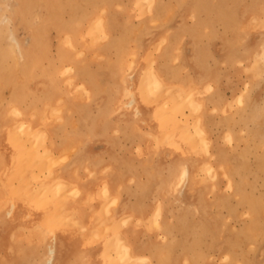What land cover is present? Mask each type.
Listing matches in <instances>:
<instances>
[{"label":"rangeland","instance_id":"obj_1","mask_svg":"<svg viewBox=\"0 0 264 264\" xmlns=\"http://www.w3.org/2000/svg\"><path fill=\"white\" fill-rule=\"evenodd\" d=\"M38 1L40 2V0H38ZM76 1L78 2V4L81 7V2L83 0H79V1L76 0ZM201 1L202 0H192V1L191 0H158V2L161 3V7H162V10H160L161 12L165 11L164 8L167 9V7H170V9L166 10V12L161 17V19L158 20L159 22L151 21L148 24L149 33L144 36V42H146V43L149 42L148 43V45H150L149 46V55H150L151 59L154 60L156 58V60H157L158 54L161 51L160 49H163V45H165V44H162V40L160 38H158V34L161 32V30H163V29L166 30V29H168V27L173 26V24H176L177 21L180 19L181 14L183 13L182 10H186L187 13L185 15H182L184 17L185 21L182 20V22L184 24H188V25L190 24L191 26L190 25L185 26L186 31L183 34H181V36H179V42L176 44L175 48L177 49L178 53H183V52L186 53L185 51L189 52L186 57H190V58L195 55L194 53L201 54V52L204 49L205 54L203 52V54H201V55L206 60H208V64L211 63L209 65V67H210L209 73L211 74L210 78L213 76L212 77L213 80L210 81V84H211L210 88L205 89V90H204V88H199V89L195 88L194 91H193V88L192 89L189 88L188 90L186 89L185 90L186 92H184L185 93V97H184L185 101L184 100L182 101L181 98L184 95H180L179 92L176 93L178 90L176 86H174V85H171V87L166 86L165 87L166 90H167V87H168V90H171V89H173V90H171V91L167 90V92H166V90L164 88H162V89L158 90V92H156L157 94L155 93L154 95L148 96V98L146 99L147 102H145V100H143L141 102V105H142L141 109H143V110L140 109L142 111V113L139 114L138 113L139 111L137 112L136 109H134L135 110L134 111L130 107L125 108V109H118L117 111H116V109H114L113 111H110V110L107 111L106 109H104V107H103L105 105L104 103L107 101V98H105V97H110L111 92H110L109 87H105V86H107L106 82L104 81L105 82V84H104V82H102L103 79H101L102 80L101 84L105 88L102 91H99L96 95L97 96V99H96L97 105L95 107L88 108V110H89L88 116L90 118L87 121L85 120V123L87 122V124H89L88 127L85 125L83 126V124H82L83 123V121H82V119H83L82 114L83 113L82 112H78L75 110L71 111L69 116L67 118H65L66 119L65 131H66V134L70 140L69 142H67L68 141L67 140L66 141L67 143H65V145H67L66 149H65L67 154L65 153V151L62 153V151L59 152L57 150L58 151L57 152L56 149L53 150L54 153L56 152L54 154V156L56 155L54 163L55 164L57 163V164L55 165L53 163V165H55V166H53V165L50 166V169L53 167L51 169V171L48 167H45L44 169H42V170H44L42 172L41 169H39V168L37 169L31 165L30 168H28L29 170H28L27 174H29V176L27 175L28 176L27 178L25 176L24 178L21 179V175L19 176L17 174L16 179H15V177H14L15 173L12 172V169H11V172H10V170L9 171L7 170V175H3V173L6 171V168L3 164V161H5V162H7V164H9L10 154L0 144V158H1V155L3 157V158H1L2 161H0L1 166H2V167H0L1 168L0 169V171H1L0 182L2 183V181H4V183H2V184L0 183L1 184L0 189L2 188L1 190L3 193V195H2L3 199L2 200H4V202L2 201L3 203L0 204V205H2V206H0V212L3 213L2 211H4L5 208H7L6 206H9V204L11 202H15V204H16V208L13 212V215H11L10 219L7 218L8 223H12L9 221H13L15 219V214L17 213V211L20 208V206H19L20 203H22L24 205V206L22 205V209L23 210L25 209V205H26L25 203H27L26 199H27V195H29V191L33 190V192H35L36 190L39 189L38 188L39 182H37L38 179L36 181V178L35 177L33 178L32 174H31L32 171L37 175L39 174V177H41L42 179L46 178V180L53 181V179H54L53 177L62 172L63 163H65V161L70 160L68 150H73V151L77 150V149H75V148H78L77 143H78L79 148H81L85 145L105 144L104 141L99 142V140H101L104 137V135L109 134L110 127H108V126H110L111 119H116V118L125 119L128 116L126 119L129 118V120H131V122H133V124L135 126V129H134L135 132L134 133L142 132V130L138 131L139 128L142 129L140 126V125H142L147 129L146 131H144V133L147 134L149 136V138L154 142L155 149L156 148L158 149L161 146L159 149L171 151L173 154H176V156L173 157V154L168 152L169 155H167L163 159V166L160 168L159 172L157 169L154 170L153 169L154 164L150 163L151 167L149 166V169L143 168V171L141 173V175L143 174L142 178H144V175H146L148 177L147 179L144 178V179H146L147 182L152 180V182L150 181V183L152 184L155 181H159L160 186H161V189H160L161 190L160 201L162 203L161 211L159 209L160 205L156 206V209L154 211L155 214H153L154 216H152V218H151L152 223L150 222L151 224H149V221L147 223H145L147 225V229L150 232H152L153 231L152 229H154V234L162 246L161 251L159 252V256L162 258L161 264H190V263L191 264H241V262H242V264H264V255H263L264 254V230H263L264 229L263 228L264 227V111L261 110V109H263V105H264L263 104V102H264V67H263L264 66V59H263V57H264V21H263L264 20V0H226L224 6L222 5L221 7H215V9H213V11H210L212 13L211 16H214L215 18H216V16H218L220 14L219 19L217 18L215 20L214 24H212L211 26L209 25L210 23L209 24L207 23V25H206V23H202L203 21H206V20L209 21V19H208L209 15L205 11V9L200 10L197 7H192L193 11H190L188 13L191 6H195V5L198 6L199 2H201ZM203 1L204 2L207 1L210 4H213V2H214V5H215L219 1H220L219 3H221V1H223V0H203ZM31 2H34V0H31ZM39 2L34 3V9L39 10ZM84 2L86 3V1L84 0L82 2L83 6L85 4ZM123 2L126 5L128 4L129 6H131L132 12L129 15H132V16H130V18L132 20H130L128 14H124L126 12L122 11L123 13L121 12L120 15L123 18L126 15V17H125L126 22L131 26L138 25L143 20H146L148 16L152 15V11L147 9L148 8L147 6L149 5L150 2H147L148 4L145 2L143 3V5H144L143 10H144V12L146 11L145 13L143 12V10L139 11V9H138L139 4L134 6V4L131 3L133 1H131V0H122V4H124ZM164 2L165 3L169 2V4L168 3L163 4ZM179 2H181V3H179ZM86 4L84 7L82 6L81 8L84 9V11H85V9H87L88 11L91 10L92 9L91 5L90 4L86 5ZM154 4H155V1H154ZM253 6H254V8H252ZM69 7H71V6H69ZM87 7H89V8H87ZM186 7H188V9H186ZM73 8H68L65 11L64 17L68 21H71L72 18H74L73 16L75 15L74 12L76 11L75 10L76 8H74V11H73ZM145 9H147V10H145ZM224 9H225V11H226V9L228 10L227 11L228 14L224 12ZM232 9H234V10H232ZM251 9H253V10H251ZM151 10H154V9L152 8ZM72 11H73V13H72ZM171 12H173V13L171 14ZM71 14L73 16H71ZM195 14L196 15L199 14L198 19L201 17V20L199 21L198 24H194L195 21H197V16ZM168 17H170V18H168ZM222 17L224 20L225 19L228 21L231 20L230 21L231 23H229V25L223 23L224 21L222 20ZM155 21H157V20H155ZM31 24L36 25L35 22L34 23L31 22ZM209 26H210V29H209ZM27 27H28V25L26 23H24V22L22 23L19 21H17V23L14 25V33L19 38V41L21 43H24V44L28 43L29 28H27ZM190 27H192V28H190ZM191 29L192 30L197 29V30L194 31V33L192 34V33H189V31H188ZM111 33H110V35L113 36L114 33H116V32H114V30H113V32L111 31ZM195 33L197 34V36L195 35ZM190 35L195 36V38L197 37V39H198L197 43L192 44V41H190L191 39H189ZM48 36H49V55L54 60L56 55H58L57 46H59V38H60L58 28L52 29V27H51L49 29ZM86 38H87V36H86ZM107 38H104L101 41L103 42V40H104V44L107 43L106 46L108 47L111 39L108 38L109 39V41H108ZM150 38H152V39H150ZM160 43H161V45L158 46V44H160ZM200 45H201L202 49H201ZM205 45H208V46H205ZM5 49H6V47L4 44L3 47L2 46L0 47V50H1L0 54L4 53ZM205 50H207V51H205ZM84 51H85V55H88L89 57H92L95 59L97 58V61L103 60L102 58L105 59L108 55H109L108 57L114 58V55H115V48H112V49L110 48L109 53L106 55H103V54H101V55L96 54L95 55L94 51H87L86 49H84ZM209 51H210V53H209ZM206 54H208V56ZM189 55H191V56H189ZM256 55L257 56L259 55V57H257ZM126 58L128 60L130 59L131 61H134L133 55L132 56L131 55L126 56ZM233 58H235V59H233ZM101 62H103V61H101ZM8 63H9L8 64L9 67L13 66L12 57H11V59H10V57H8ZM10 64H12V65L10 66ZM135 64H136V62L134 63V65ZM259 64H262V65H259ZM93 65H96V63L92 61L90 66L94 67ZM72 67L73 66L71 64L66 63L65 69L67 71L66 72L67 76L69 75V77L71 76L72 72L74 71L72 69ZM259 68H261V69L259 70ZM129 70L126 69V72H125L126 75L127 74L128 75L133 74L132 69H129ZM65 82H66L65 86L69 89V92H71L76 97L75 99L77 101L86 102L89 100L86 93L80 92L81 93L80 94L78 92L80 87L77 83H75L76 81L72 79V76L69 79L65 80ZM249 82H250V84H249ZM74 84H75V86H74ZM9 86L10 85H7V87L0 89L1 100H5V101L8 100V98L10 96ZM73 86L75 88H73ZM173 86L176 88H174ZM77 93L80 95H78ZM172 93H174L176 96L175 95L173 96ZM190 93L193 94V97H192V95L189 96L190 98L188 100V99H186V97H188L187 95H190ZM158 95H160V96L156 97ZM117 96H118V92H117ZM204 96H206V98ZM172 97L174 99H172ZM195 98L198 100V101H196V103H198V102L201 103L200 106L194 102ZM175 99L177 102L175 101ZM192 99L194 101H192V103L189 102ZM214 99H216V100H214ZM178 101H180V102H178ZM157 102H158V104H157ZM172 102L173 103L175 102L178 105V109H177V107H175L176 104L174 103L175 104V106H174V104ZM193 102L195 103V105H192V104H194ZM180 103H181V105H180ZM166 106L168 109L166 108ZM172 106L174 108H176L178 111L176 109L174 111V108ZM195 106H198L199 108L195 107ZM147 107L152 108L151 113L153 112V114H150L148 116V119H149L148 121H141V120L139 121L138 119L140 117H142V114H143L144 110H147ZM161 107L163 109H161ZM170 107H172V112L169 111ZM196 109H197V111H196ZM130 111H131V114L129 113ZM165 111H167V112H165ZM189 111H191V112H189ZM163 112H165V113H163ZM242 112H244V113H242ZM35 113H37V111ZM39 114L41 116V113H39V112L37 113V116ZM66 114H68V112ZM77 114H78V116H77ZM55 115L53 116L55 118V120H58L57 122H62L61 118L59 117V114L56 116ZM205 115H206V117H205ZM137 117H139V118L136 119ZM69 118H70V121H69ZM134 118H135V120H134ZM161 119L163 120V123H161ZM174 121L178 124L175 125ZM196 121H198V122H196ZM257 121H259V122H257ZM179 122H181L180 123L181 125L179 124ZM42 123L43 122H41L40 124H42ZM183 123H184V125H183ZM197 123H199L198 126H197ZM167 125L169 127L174 126V129H171L173 134L170 131H168L169 127ZM199 125H201V127H204V129L207 131V132L206 131L204 132L205 134H203L201 132ZM149 126H150V128H149ZM188 126H190V127H188ZM68 127H69V129H68ZM164 128H167L168 132L166 131V129L163 130ZM183 128H184V130H182ZM192 128H194V129H192ZM249 128H251V129H249ZM118 131H115V132L118 134L122 133L121 130L119 132ZM73 132H75L76 135H74L75 133H73ZM96 132L98 134H95ZM184 132H186V133L183 134ZM189 132L191 135L189 138L191 139V137L193 136L192 137V139H194L193 142L186 139L189 136L187 134ZM71 133H73L72 136L70 135ZM81 133L84 135H82ZM170 134H172V135H170ZM195 134H196V136H195ZM177 135H178V137H177ZM181 135H183V136H181ZM76 136H78V138ZM153 136H155V138L159 137L157 139L158 143L156 142L157 141L156 139L154 140ZM166 136H167V139L165 141L167 143L162 141V140H164V138H166ZM171 136H172V139H171ZM199 136H200V138H198ZM79 137H81V139H79ZM83 137H84V139H83ZM175 137H176V139H175ZM168 138L173 142L168 140ZM179 138H180V140H179ZM201 138H202V140H201ZM228 138L229 139L231 138L233 141L231 139L228 140ZM73 139H75V140H73ZM159 140H161L164 143H160ZM176 140H178V141H176ZM197 140H198V144L196 143ZM203 140H206V141H204V143L202 144L201 142ZM50 141H51V137H49V141L47 140L46 144H48ZM170 142H171V144H170ZM81 143H83L82 146H81ZM173 144H174V146H171ZM192 144H193V146H192ZM195 144H197V145H195ZM194 145H195V147H194ZM196 146H197V149L195 150ZM198 146H200V147H198ZM193 147H194V149H193ZM136 148L139 150L141 149V147H139V145H137ZM174 148L176 150H174ZM202 148L203 149L206 148V151L208 152L206 155H205V152H206L205 149L202 150ZM175 151H178V152H175ZM203 151H205V152H203ZM218 151H219V153L221 151H222L221 153H225V162L224 163L217 161L218 157H219L217 154ZM178 154L179 155L181 154L182 157L178 156ZM61 155H65V160L60 158ZM204 155H205V157H204ZM186 156H187V159H186ZM190 157H192V159ZM200 157H202V158H200ZM204 158H206V159L203 160ZM182 159L183 160L186 159V161H188V162L191 161V162H189V165H190L189 173H188L189 175L187 178H185L186 180L185 179L182 180L181 176L178 174V166L180 165ZM98 160L99 161L102 160L104 162L107 159H98ZM59 161H61V162H59ZM191 164H193V165H191ZM206 164L209 166H205ZM210 164L213 165L212 169H209L211 167ZM229 164H230V166H229ZM238 165H240V166H238ZM192 166H194V167H192ZM203 166H204V168H203ZM32 167H33V170H31ZM232 168H235V169H232ZM26 169H27V167H26ZM54 169L56 170V172ZM229 169H230V172H231V169H232V171L234 170L235 172L234 173L231 172L232 173L231 174L229 172ZM3 170H4V172H3ZM107 170L108 171L110 170L108 165H106V167L103 168L101 171V176L104 179L103 183H105L106 177H107V175H109L108 174L109 172ZM165 170H168V171L170 170L172 172L171 176H170L171 172L170 171L167 172ZM209 170H211L210 174L208 173ZM87 171H89V173L87 172L88 176H91V175H92L91 177L96 176L95 170L90 171L88 169ZM103 172L106 175L104 174V176H103V174H102ZM162 172H163V175H162ZM174 172L176 173V176H175ZM191 172H192L193 176H191ZM165 173H166V175L168 174L170 176V178H167L168 175L166 176ZM155 175H157V176H155ZM159 175L160 176L162 175V176L160 177ZM212 175H213V177L211 179ZM136 176L137 175H135V178H136ZM138 176H139V174H138ZM190 176L195 178V181ZM201 177L202 178L204 177L205 179L204 178L201 179ZM237 177H239V178H237ZM12 178L17 180V181L19 178V182L14 185V183L17 181L13 180ZM135 178H132L131 180L134 181ZM165 178H167V179H165ZM172 178H173V180H172ZM29 179L30 180L33 179V181H30V183H29ZM148 179H150V180H148ZM168 179L171 181L169 182ZM24 180H26V182L28 181L27 184L28 183L29 184L28 185L25 184ZM166 180L169 183H167ZM231 180H232V182H231ZM35 181H36V183H35ZM21 182H23V183H21ZM163 182H164V184H163ZM233 182L235 183L236 186H237V184L239 185V186H237V190H236V186H234ZM19 183H21L23 185L25 184L26 187L27 186L30 187V185H31V189L27 188L25 190V185L23 186V185H20ZM69 183L71 184V182H69ZM202 183H204V184L206 183V184L204 185ZM231 183H232V185H231ZM18 184L20 185V187L23 186L22 188H24V189L23 190H21L22 188L18 189L19 188ZM70 184H69V186H70ZM162 184H163V186H162ZM103 186H104V184H103ZM9 187L10 188L13 187V189H15L14 191H16V189H18V190L16 193H13L14 191H11L12 188L10 189ZM104 187H103L104 190L102 189V193L107 192ZM165 187H167V188L165 189ZM73 188H74L73 186H70L69 190H68L69 194L72 193L71 197H74L73 196V193H74ZM28 189H30V190L27 191ZM18 192L19 193L22 192L21 194H23V196L20 194V195H18L20 197H18L16 195V194H18ZM64 192H65V190H64ZM64 192H62L60 194H56V192L49 193L48 199L50 201L46 202V203H48V205H46V203H45L46 206L42 205L41 208L34 209V211L32 210L29 213H27V215H25V219L31 218L32 222L35 220V219H33V216H34L33 214L38 215V218L36 217L37 219L33 222V233L36 235V239H34V240L37 242L36 245L38 246L36 248V252H37V250H38V253H40L41 250L43 252V250L45 248L44 246L46 244L50 243L51 239L54 237V241H55L54 243H55L56 255H57L56 259L58 261L60 259V262L62 264H65V261H64L65 251L62 248V246L57 245V244H59L58 243L59 239L57 237V234L59 232L64 231V229H65L64 222L68 217L69 218L67 220H72V222L74 220L76 221V219L74 217H72L73 216L72 214H65L62 216V215L58 214V212H57V211H61V209L65 208V202L64 203L62 202L64 197H65ZM63 193H64V197H63ZM51 194H53V195H51ZM58 197L63 198L60 200H62L61 205L64 208H61L60 202H59V205H58V202H56L59 200ZM57 198H58V200H55ZM23 200H25V201H23ZM106 204H109L108 207H107V205H104V208L106 206V210H104V208H103L102 211L99 210L97 213L93 214V216H95L97 219H100L102 217L103 211L105 213L107 211L108 213H106V214L108 216H110V217H108L109 220L111 218H113V215L111 214V210H110L111 202L106 203ZM48 206H50V208ZM54 206H57L58 208L54 207ZM225 206H227V207L225 208ZM42 207H46V211H48L49 213L54 211L53 213H56L55 215H52L54 217H56V215L58 214L57 217L55 218L56 223L58 222L57 226L55 225L56 224L54 222L55 220H51V222L46 223L48 225L42 224L44 228L41 227L40 224H41V222L44 221V213H43ZM56 208H57V210L55 211ZM192 209H194V210H192ZM208 209H209V212L211 211L210 213L208 212ZM40 215H41V217H40ZM164 216L165 217L167 216L165 221L163 220ZM173 216H174V218H173ZM181 216H183V217H181ZM65 217H67V218L65 219ZM154 217H156V218H154ZM206 217H208V218H206ZM161 218L163 221L161 220ZM157 219H160V220L157 221ZM59 220L60 221L62 220L63 223L60 222ZM123 220H125L126 222L125 223H123L124 221L123 222L121 221L122 223L121 222L118 223L115 221H109L108 222L106 219H100L99 222L97 223L96 230H97L98 234L96 231L95 232H96L97 236L99 235V233L102 234V236H103V238L100 237V240H102L101 241L102 242V253L99 256L100 257V264H105V262H106V264H112L113 259L112 260L109 259L110 257L111 258L114 257L113 264H115V263L118 264L119 262H120L119 264H122L123 262L124 263L126 262L125 264H127V263L128 264H146V263L139 262V261L135 260L133 257L131 258L130 255L127 258L125 257L127 255V253L125 254V250H124L123 246L121 245L122 242H120L119 240L124 241V236H126V233L125 232L121 233L120 224H121V226H126V224L129 221L127 219H123ZM153 220H156V221L153 222ZM171 220H173V221L171 222ZM161 222H165L167 224V226ZM80 224H82V223L80 222ZM80 224H79V227L81 226ZM137 224H138V222H137ZM158 224H159V226L163 225V227L166 228V230L161 226L158 227L157 226ZM140 225H143V222ZM47 226H48V228H46ZM82 226H81L80 230L83 232L86 230L87 227L85 226V224ZM168 226H170V227H168ZM36 227H38V228L41 227V228H39V230H38ZM114 227H116V230H114L115 229ZM117 227H119V228L117 229ZM167 227H168V229H167ZM98 228H100V229H98ZM105 228H108V229H105ZM193 228H194V230H193ZM23 229H25V228H23ZM161 229H162V231H160ZM25 230H27V234L32 233L30 231V229H25ZM103 230H106V234ZM163 230L166 231L165 234L162 233V232H164ZM43 232L45 233V235ZM50 232H52L54 234V236ZM119 232L121 234H119ZM259 232H261V234H259ZM151 234H153V232ZM9 235L10 236L7 239L6 246L0 245V248H1L0 249L1 250L0 251V258L2 257L1 259H3L5 257L4 258L5 261L9 260L8 261L9 263L10 262L14 263L15 259L17 257L18 258L20 257V259L24 260V261L22 260V263H20V264H27L28 263L27 261L30 260L29 257L26 256L27 254L25 252L22 253L24 250L22 251V249H20L19 247L15 248L16 242H14V240L18 241L21 238L17 237V236H16V238H14L15 234L13 232H11ZM94 235H95V233H94ZM109 235L111 238L113 237L112 241H110V237L108 238ZM114 235H116V236H114ZM192 235H194V236H192ZM243 236H245V238H243ZM191 237H192V239L189 241V239ZM97 238H99V236ZM55 239H57V240H55ZM115 239H117L118 241H113ZM163 239H165V240H163ZM8 240H10L11 243ZM24 240L25 241L28 240V242L30 241L29 238H27V239L25 238ZM107 241H108V243H106ZM111 242H115V244H113V243L111 244ZM188 242H190V243H188ZM231 242H232V244H231ZM116 243H118L119 246ZM43 244H45V245H43ZM105 244L107 246H108V244H111L109 246L110 247L112 246L115 249L114 253H116L117 255L116 254L113 255V248L111 250V248L109 246L107 248H108V251L110 250V252H107ZM184 244H186V246ZM164 246H165V248H164ZM174 247L178 251L175 250ZM10 248L11 249L14 248V250H16V251H14L13 249L11 250ZM57 248L60 251H58ZM188 248H190V249H188ZM191 248H193V249L191 250ZM186 249H187V251H186ZM10 250H11V252H10ZM174 252H175V254H174ZM4 253H7V255ZM21 253L24 256L21 255ZM107 253L110 255H113V257L109 256V255L107 256L106 255ZM172 254H173V256H172ZM186 254H189V255H186ZM10 255L12 256L13 259L10 257ZM116 256H117V260H116ZM9 257L11 259H9ZM26 257L28 259H26ZM32 258H33V256H32ZM1 259H0V262L3 261ZM248 259H249V261H248ZM115 260H116V262H115ZM122 260H124V261L122 262ZM171 260H173V261L175 260V261L173 262ZM130 261H133V262H130Z\"/></svg>","mask_w":264,"mask_h":264},{"label":"bare ground","instance_id":"obj_2","mask_svg":"<svg viewBox=\"0 0 264 264\" xmlns=\"http://www.w3.org/2000/svg\"><path fill=\"white\" fill-rule=\"evenodd\" d=\"M79 1V0H78ZM84 1V0H83ZM82 1V2H83ZM86 1V5L90 4L92 9L91 10H87L85 9H82L81 7L83 6L82 5V2H81V7L80 5L78 4V2L76 0H40V2L38 0H34V2H31V0H0V47L4 46L5 44V51L4 53L0 54V89L2 88H5L7 87V85H10L9 86V92H10V96L8 98L7 101L5 100H1L0 98V144L3 146L4 149H6V151L10 154V161H9V164H7V162L3 161V164L6 168V171L4 172L3 170V175H7V170L11 172V169H12V172H14L15 174V179H16V175L18 174L19 176L21 175V179L24 178L26 176V178L29 176V174H27L28 172V168H30V166H34L35 168H39L41 169V171L43 172L45 167H48L50 169V166L53 165V163L55 162V156L54 154V151L56 149V151L58 150L60 152V150H62V152L65 151L66 149V145H65V139H68L67 137V134H66V131H65V121L70 112L75 110V111H78V112H82V121H83V126H87L89 124H87V122L85 123V120H89V110L88 108L90 107H95L97 104V93L99 91H102L105 87H109L110 88V92H113V95L111 94L110 97H105L107 98V101L104 103L105 105L103 106L104 109H106L107 111H113L114 109H116V111L118 109H125V108H132V110L136 109V111L140 114L142 113V105H141V102L143 100L146 101V99L148 98V96H151V95H154L156 92H158V90L164 88L166 86H170L171 85H174L177 87V92H179L180 95H184L181 100L183 101L184 100V97H185V93L186 92L185 90L189 89V88H193V91L195 88L199 89V88H204L205 89H208L210 88V81L213 80L212 77L211 78H208L209 76H211L210 73H207L205 74L206 76L205 77H200L199 80H201L202 83L200 84H197L196 81H194V79L192 77H188V79L185 77H179L178 76L181 74H179L178 76H176V73L175 71H177L176 68H179L180 67V64L181 63H178V64H175L177 62L175 61H182V59H186V55L185 53H178L177 49L175 48L176 44L179 42V36H181V34H183L185 31H186V27L188 24H184L182 22V20H184V17L182 15H185L187 13L186 10H182V14H181V17L180 19L177 21L176 24H173V26H170L168 27V29L166 30H161V32L158 34V38H160L162 40V44H165L163 45V49H160V53L158 54V58L156 60V58L153 60L151 59L150 55H149V46L148 43L144 42V36L147 35L149 33V26L148 24L151 22V21H154V22H159L158 20L161 19V17L164 15V13L166 12V10H169L170 7H167L164 8L165 11L164 12H161L160 10H162V7H161V3L158 2V0H131L135 5H138L139 4V11L140 10H143V3H147V2H150L149 5L146 7L148 10L152 11V15L148 16L146 20H143L142 22H140L138 25H135V26H131L129 25L127 22H126V15L124 16V18L120 15L121 12H126L124 14H131V6H129L128 4L126 5L124 2V4H122V0H85ZM89 1V2H88ZM154 1H155V4H154ZM192 1V0H191ZM38 3L39 2V10H36L34 9V3ZM175 2V1H174ZM220 2V1H219ZM216 3L214 5V2L213 4H210L208 3L207 1L204 2L203 0L201 2H199V5H195V6H191L190 10L188 11V13L190 11H193L192 7H197L198 9H205V11L208 13V20L206 21H203L202 23H207L211 26L212 24H214L215 20L218 18L219 19V15L216 16V18L214 16H211V12L210 11H213V9H215V7H221L222 5L224 6L226 0H223L221 1V3ZM169 4V2H166ZM165 2L163 4H166ZM177 3V2H176ZM181 3V2H179ZM198 3V2H197ZM84 4V6H85ZM148 4V3H147ZM229 4V3H228ZM71 6V7H69ZM83 6V7H84ZM146 6V5H145ZM182 6V5H181ZM180 6V7H181ZM226 6V5H225ZM76 8L75 10V15L73 16L71 14V16H73L74 18H72L71 21H68L67 19H65L64 17V14H65V11L68 9V8ZM183 7V6H182ZM74 8H73V11H74ZM89 8V7H87ZM154 9V10H151V9ZM250 8V7H249ZM254 8V6L252 7ZM145 9V10H147ZM186 9H188V7H186ZM217 9V8H216ZM234 10V9H232ZM231 10V11H232ZM253 10V9H251ZM263 10V9H262ZM72 11V13H73ZM227 9L225 11L224 9V12L227 13ZM122 12V13H123ZM144 12V10H143ZM146 12V11H145ZM144 12V13H145ZM148 12V11H147ZM223 12V11H222ZM223 12V13H224ZM173 12H171L172 14ZM215 13V12H214ZM213 13V14H214ZM228 14V13H227ZM196 15V14H195ZM201 15V14H200ZM222 15V14H221ZM224 15V14H223ZM226 15V14H225ZM130 16L132 15H129V18ZM197 16V21H195L194 24H198L199 21L201 20V17L198 19L199 17V14L196 15ZM195 16V17H196ZM171 17V16H170ZM168 17V18H170ZM203 17V16H202ZM236 17V16H235ZM167 18V19H168ZM237 18V17H236ZM136 19V18H135ZM157 21H155V20ZM255 19V18H254ZM36 20V21H35ZM129 20V19H128ZM130 20H132L130 18ZM222 20L224 21L223 23L225 24H228L231 23L230 21L228 20H224L223 17H222ZM17 21L19 22H24L28 25L27 28H29V35H28V43L24 44V43H21L19 41V38L17 37V35L14 33V25L17 23ZM162 21V20H161ZM185 21V20H184ZM264 21V20H263ZM31 22H35L36 25H33L31 24ZM133 22V21H132ZM135 23V22H134ZM133 23V24H134ZM153 23V22H152ZM252 23V22H251ZM165 24V23H164ZM163 24V25H164ZM190 25V24H189ZM188 25V26H189ZM200 25V24H199ZM224 25V24H223ZM263 25V24H262ZM191 26V25H190ZM210 26H209V29H210ZM52 27L53 28H58V32H59V46H57V51H58V55H56V57L54 58V60L50 57L49 55V36H48V32H49V29ZM166 27V26H165ZM195 27V26H194ZM197 27V26H196ZM219 27V26H218ZM192 28V27H190ZM162 29V28H161ZM180 29V30H179ZM240 29V28H239ZM244 29V28H243ZM116 32L114 33V35H110L111 31L113 32ZM197 29H191V30H188L189 33H194V31H196ZM214 30V29H213ZM208 31V30H207ZM217 31V30H216ZM201 32V31H200ZM219 32V31H218ZM247 33V32H246ZM112 34V33H111ZM109 35V36H108ZM186 35V34H185ZM195 35L197 36V34L195 33ZM87 36V38H86ZM109 38L111 39L108 47L106 46V44H104V40L103 42L101 41L102 39L104 38ZM231 37V36H230ZM107 38V39H108ZM108 39V41H109ZM152 39V38H150ZM191 39L190 41H192V44L193 43H197V37L195 38V36L193 35H190V38ZM206 39V38H205ZM106 40V39H105ZM107 41V40H106ZM107 41V42H108ZM132 43V44H131ZM152 43V42H151ZM150 43V44H151ZM188 44V43H187ZM161 45L158 44V46ZM181 46V45H180ZM187 46V45H186ZM205 46H208V45H205ZM235 46V45H234ZM201 47V45H200ZM110 48H115V55H114V58L112 57H106L105 59L102 58L103 60H99L97 61V58H92V57H89L88 55H85V51L84 49H86L87 51H94V54H98V55H106L109 53L110 51ZM158 48V47H157ZM161 48V47H160ZM244 48V47H243ZM155 49V48H154ZM180 49V48H179ZM202 49V47H201ZM206 49V48H205ZM2 50V49H1ZM0 50V51H1ZM183 50V49H182ZM192 50V49H191ZM113 51V50H112ZM153 51V50H152ZM207 51V50H205ZM204 52V49L203 51L201 52V54H203ZM228 52V51H227ZM189 53V52H188ZM210 53V51H209ZM237 53V52H236ZM242 53V52H241ZM195 55L191 57V59L195 58L196 56L199 57V60L201 59V64L202 63V60L204 61V57L201 55V54H198V53H194ZM205 54V52H204ZM3 55V56H2ZM132 56L133 55V59L134 61H130L126 58V56ZM208 56V54H206ZM12 57V62H13V66H11L12 64H10L11 67L8 66V57ZM191 56V55H189ZM225 56V55H224ZM240 56V55H239ZM257 56V55H256ZM196 57V58H197ZM259 57V55L257 56ZM159 58L162 59H167L166 61L168 62H165V64H161L159 63ZM190 58V57H188ZM204 58V59H203ZM251 58V57H250ZM132 59V58H131ZM235 59V58H233ZM264 59V57H263ZM22 60V61H21ZM219 60V59H218ZM95 62L96 65H93L94 67H91V63ZM103 61V62H101ZM197 61V60H196ZM233 61V60H232ZM136 62V64L134 65V63ZM66 63L68 64H71L73 67L72 69L74 70L71 74L72 76V79L75 80L78 85H79V93L80 92H84L87 94L88 96V101L86 102H80V101H77L75 98V96L69 92V89L65 86V80L69 79V75L67 76V71L65 69L66 67ZM190 63V62H189ZM191 64V63H190ZM211 64V63H210ZM259 65H262V64H259ZM185 66V65H184ZM200 66V64H199ZM203 66V65H202ZM209 66V65H208ZM224 66V65H223ZM166 67H168L170 70H171V73L174 72V74H170L168 75L167 73V69ZM264 67V66H263ZM71 68V67H70ZM126 69H132L133 71V74L131 75H126L125 72H126ZM176 69V70H175ZM261 68H259L260 70ZM18 70V71H17ZM174 70V71H173ZM209 70V69H208ZM130 71V70H129ZM184 71V70H183ZM192 71V69H191ZM248 71V70H247ZM128 72V71H127ZM124 73V74H123ZM129 73V72H128ZM190 72H188L189 74ZM221 73V72H220ZM239 73V72H238ZM66 74V75H65ZM196 74V73H195ZM261 75V74H260ZM183 76V75H182ZM199 77V74L198 76ZM207 77V78H206ZM261 77V76H260ZM103 79V81L101 80ZM109 79V80H108ZM196 79V78H195ZM101 81L102 82H106L107 86L103 87V85L101 84ZM68 82V81H67ZM70 82V81H69ZM104 82V84H105ZM250 84V82H249ZM102 85V86H101ZM75 86V84H74ZM73 86V88H75ZM173 86V87H174ZM257 86V85H256ZM168 87H167V90H168ZM174 87V88H176ZM248 87V86H247ZM116 89V91H115ZM73 90V89H72ZM166 90V89H165ZM166 90V92H167ZM173 90V89H171ZM171 90H168V91H171ZM218 91V90H217ZM8 92V93H9ZM118 92V96L116 95L115 96V93L117 94ZM165 92V91H164ZM174 92V91H173ZM201 92V91H200ZM163 93V92H162ZM197 93V92H196ZM216 93V92H215ZM250 93V92H249ZM75 94V93H74ZM78 94V93H77ZM81 94V93H80ZM78 94V95H80ZM83 94V93H82ZM157 94V93H156ZM159 94V93H158ZM164 94V93H163ZM173 96L175 95L174 93H172ZM245 94V93H244ZM171 95V94H170ZM193 97V94L190 93V95H187L188 97H186V99L189 100V96ZM210 95V94H209ZM208 95V96H209ZM249 95V94H248ZM84 96V95H83ZM160 95L156 96V97H159ZM165 96V95H164ZM176 96V95H175ZM195 96V95H194ZM212 96V95H211ZM240 96V95H239ZM82 97V96H81ZM155 97V98H156ZM191 97V98H192ZM206 98V96H204ZM3 98V97H2ZM151 98V97H150ZM200 98V97H199ZM87 99V98H86ZM124 99V100H123ZM172 99H174L172 97ZM219 99V98H218ZM195 100V101H194ZM192 99V101H194L196 103V101H198L196 98L195 99ZM202 100V99H201ZM216 100V99H214ZM176 101V99H175ZM185 101V100H184ZM159 102V101H158ZM157 102V104H158ZM177 102V101H176ZM180 102V101H178ZM193 102V103H194ZM240 102V101H239ZM243 102V101H242ZM160 103V102H159ZM173 103V102H172ZM175 103V102H174ZM173 103V104H174ZM184 103V102H183ZM182 103V104H183ZM190 103V104H191ZM192 104V105H195ZM199 103V102H198ZM196 103L197 105L200 106L201 103ZM244 103V102H243ZM145 104V103H144ZM150 104V103H149ZM176 104V103H175ZM174 104V106H175ZM179 104V103H178ZM188 104V103H187ZM209 104V103H208ZM264 104V102H263ZM169 105V104H168ZM181 105V103H180ZM189 105V104H188ZM116 106V107H115ZM145 106V105H144ZM183 106V105H182ZM165 107V106H164ZM173 107V106H172ZM172 107H170L169 111L172 112ZM177 109H178V105L176 104ZM195 107H198V106H195ZM232 107V106H231ZM167 108V106H166ZM174 108V107H173ZM186 108V107H185ZM188 108V107H187ZM199 108V107H198ZM235 108V107H234ZM251 108V107H250ZM254 108V107H253ZM141 109V110H140ZM151 109L150 107H147V110H144L143 114H142V117H137L136 119H138L139 121H148V116L150 114H153V112L151 113ZM161 109H163L161 107ZM160 109V110H161ZM168 109V108H167ZM176 108H174V111H175ZM176 109V110H177ZM195 109V108H194ZM249 109V108H248ZM66 110V111H65ZM131 110V111H132ZM192 110V109H191ZM262 111H264V105H263V109H261ZM37 111V113H41V116L40 114L37 116V113H35ZM131 111L129 112L131 114ZM135 111V110H134ZM178 111V110H177ZM194 111V110H193ZM192 111V112H193ZM197 111V109H196ZM199 111V110H198ZM68 112V114H66ZM159 112V111H158ZM157 112V113H158ZM161 112V111H160ZM167 112V111H165ZM163 112V113H165ZM191 112V111H189ZM195 112V111H194ZM57 113V114H56ZM128 113V114H129ZM156 113V112H155ZM244 113V112H242ZM260 113V112H259ZM58 115L59 114V117L61 118V121L62 122H57L58 120H55V118L53 117L54 115ZM230 114V113H229ZM55 115V116H56ZM169 115V114H168ZM176 115V114H175ZM40 116V117H39ZM78 116V114H77ZM160 116V115H159ZM73 117V116H72ZM128 117V116H127ZM126 117V118H127ZM134 117V116H133ZM206 117V115H205ZM59 118V119H60ZM71 118V117H70ZM70 118H69V121H70ZM78 118V117H77ZM99 118V117H98ZM102 118V117H101ZM152 118V117H151ZM211 118V117H210ZM129 119V118H128ZM180 119V118H179ZM209 119V118H208ZM214 119V118H213ZM102 120V119H101ZM100 120V121H101ZM135 120V118H134ZM200 120V119H199ZM198 120V121H199ZM60 121V120H59ZM68 121V122H69ZM75 121V120H74ZM152 121V120H151ZM196 121V122H198ZM41 122H43L42 124H40ZM136 122V121H135ZM175 122V121H174ZM203 122V121H202ZM207 122V121H206ZM259 122V121H257ZM76 123V122H75ZM111 123V122H110ZM120 119H118V127H116V131H118L120 129ZM154 123V122H153ZM152 123V124H153ZM161 123H163V120L161 119ZM171 123V122H170ZM181 122H179L180 124ZM188 123V122H187ZM195 123V122H194ZM200 123V122H199ZM197 123V126L198 124ZM108 124V123H107ZM113 124V123H111ZM122 124V123H121ZM132 124V122H131ZM138 124V123H137ZM166 124V123H165ZM169 124V123H168ZM175 125H177L178 123H174ZM201 124V123H200ZM98 125V124H97ZM101 125V124H100ZM124 125V124H123ZM133 125V124H132ZM144 125V124H143ZM181 125V124H180ZM179 125V126H180ZM184 125V123H183ZM193 125V124H192ZM262 125V124H261ZM74 126V125H73ZM115 126V125H114ZM168 126V125H167ZM171 126V125H170ZM70 127V126H69ZM68 127V129H69ZM75 127V126H74ZM86 127V128H87ZM101 127V126H100ZM108 127H112V126H108ZM138 127V126H137ZM169 127V126H168ZM177 127V126H176ZM175 127V128H176ZM187 127V126H186ZM190 127V126H188ZM200 127V130L203 134H205L204 132L206 131L204 129V127H201V125H199ZM206 127V126H205ZM231 127V126H230ZM245 127V126H244ZM150 128V126H149ZM185 128V127H184ZM184 128L182 130H184ZM202 128V129H201ZM67 129V130H68ZM106 129V128H105ZM129 129V128H128ZM132 129V128H131ZM143 129V128H142ZM154 129V128H153ZM167 131V128H164L163 130ZM171 129H174V126H171L169 127V130L171 133H172V130ZM194 129V128H192ZM225 129V128H224ZM223 129V130H224ZM251 129V128H249ZM82 130V129H81ZM134 129H132V133L135 132L133 131ZM155 130V129H154ZM153 130V131H154ZM229 130V129H228ZM74 131V130H73ZM120 131V130H119ZM118 131V132H119ZM137 131V130H136ZM138 131H141V129L139 128ZM165 131V132H166ZM167 131V132H168ZM196 131V130H195ZM221 131V130H220ZM236 131V130H235ZM166 132V133H167ZM180 132V131H179ZM192 132V131H191ZM197 132V131H196ZM207 132V131H206ZM217 132V131H216ZM75 133V132H73ZM71 133L70 135L72 136ZM80 133V132H79ZM100 133V132H99ZM121 133V132H120ZM123 133V132H122ZM121 133V134H122ZM186 132H184L183 134H185ZM194 133V132H193ZM231 133V132H230ZM82 134V133H81ZM95 134H98L97 132ZM113 134V133H112ZM118 134V133H116ZM129 134V133H128ZM136 134V133H135ZM140 133L137 134V136L139 135ZM158 134V133H157ZM173 134V133H172ZM170 134V135H172ZM189 136L188 138L191 136L190 135V132L187 133ZM199 134V133H198ZM213 134V133H212ZM229 134V133H228ZM227 134V135H228ZM232 134V133H231ZM76 135V133L74 134ZM84 135V134H82ZM130 135V134H129ZM134 136V134H132ZM164 135V134H163ZM166 135V134H165ZM81 136V135H80ZM108 136V135H107ZM127 136V134H126ZM140 136V135H139ZM143 136V135H142ZM159 136V135H158ZM183 136V135H181ZM196 136V134H195ZM257 136V135H256ZM49 137H51V141L47 143V140L49 141ZM78 138V136H76ZM86 137V136H85ZM103 137V136H102ZM144 137V136H143ZM154 137V140L158 139L157 137L155 138ZM170 137V136H169ZM178 137V135H177ZM193 137V136H192ZM191 137V139H192ZM202 137V136H201ZM121 138V137H120ZM131 137H129L130 139ZM138 138V137H137ZM146 138V136H145ZM186 138L187 140H190L191 142H193L194 139H188ZM200 138V136L198 137ZM84 139V137H83ZM167 139V136L166 138H164V142H166L165 140ZM171 139H172V136H171ZM176 139V137H175ZM185 139V138H184ZM205 139V138H204ZM231 139V138H230ZM228 138V140H230ZM75 140V139H73ZM78 140V139H77ZM86 140V139H85ZM120 140V139H119ZM135 140V139H134ZM137 140V139H136ZM148 140V139H146ZM168 140H170L168 138ZM180 140V138H179ZM202 140V138H201ZM232 140V139H231ZM247 140V139H246ZM84 141V140H83ZM110 141V140H109ZM144 141V140H143ZM152 141V140H150ZM160 143H164L162 142L161 140H159ZM171 141V140H170ZM178 141V140H176ZM185 141V140H184ZM200 141V140H199ZM204 141L206 140H203L201 143L203 144ZM233 141V140H232ZM88 142V141H87ZM118 142V141H117ZM140 142V141H139ZM158 143V140L156 141ZM173 142V141H171ZM170 142V144H171ZM143 143V142H142ZM150 143V142H148ZM153 143V142H152ZM156 143V144H157ZM167 143V142H166ZM169 143V142H168ZM196 143L198 144V140L196 141ZM200 143V144H201ZM208 143V142H207ZM74 144V143H73ZM83 143H81V146H82ZM110 144V143H109ZM140 144V143H139ZM195 144V145H197ZM201 144V145H202ZM133 145V144H132ZM151 145V144H150ZM186 145V144H185ZM194 145V147H195ZM113 145L111 146H108V147H112ZM118 146V145H117ZM171 146H174L171 145ZM193 146V144H192ZM77 147L79 148L78 146V143H77ZM140 147V146H139ZM161 147V146H160ZM159 147V148H160ZM177 147V146H176ZM175 147V148H176ZM193 147V149H194ZM200 147V146H198ZM78 148H75V149H78ZM82 148V147H81ZM101 148V147H100ZM150 148V147H149ZM158 148V149H159ZM163 148V147H162ZM170 148V147H169ZM174 148V150H176ZM243 148V147H242ZM99 149V148H98ZM106 149V148H105ZM117 149V148H116ZM152 149V148H151ZM157 149V148H156ZM182 149V148H181ZM197 149V146L195 148V150ZM205 151H206V148H204ZM202 148V150H204ZM111 150V149H110ZM143 149L141 148V151ZM162 150V149H161ZM171 150V149H170ZM57 151V152H58ZM73 151V150H72ZM86 151V150H85ZM90 151V150H89ZM107 151V150H106ZM155 151V149H154ZM181 151V150H180ZM203 151V152H205ZM224 151V150H223ZM226 151V150H225ZM94 152V151H93ZM146 152V151H145ZM161 152V151H160ZM174 152V151H173ZM175 152H178V151H175ZM184 152V151H183ZM182 152V153H183ZM199 152V151H198ZM201 152V151H200ZM222 152V151H221ZM219 153V151L217 152L218 154V162H221V163H224L225 162V153ZM65 153L67 154V152L65 151ZM68 153H70V151H68ZM92 153V152H91ZM108 153H109V149H108ZM158 153V152H157ZM170 153V152H169ZM208 152L206 151L205 152V155L207 154ZM8 154V155H9ZM74 154V153H73ZM80 154V153H79ZM84 154V153H83ZM94 154V153H93ZM124 154V153H122ZM140 154V153H139ZM144 154V153H143ZM163 154V153H162ZM188 154V153H187ZM191 154V153H190ZM189 154V155H190ZM69 155H72L71 153ZM117 155V154H116ZM115 155V156H116ZM125 155V154H124ZM181 155V154H180ZM183 155V154H182ZM186 155V154H185ZM192 155V154H191ZM190 155V156H191ZM195 155V154H194ZM198 155V154H197ZM204 155V157H205ZM83 156V155H82ZM93 156V155H91ZM123 156V155H122ZM122 156H121V159H122ZM128 156V155H127ZM130 156V155H129ZM138 156V155H137ZM142 156V155H141ZM163 156V155H162ZM78 157V156H77ZM80 157V156H79ZM106 157V156H105ZM143 157V156H142ZM144 157H145V154H144ZM155 157V156H154ZM182 157V156H181ZM195 157V156H194ZM193 157V158H194ZM199 157V156H198ZM209 157V156H208ZM1 158L2 155H1ZM0 158V161H2V159ZM60 158H62L63 160H65V155H61ZM68 158V157H67ZM66 158V159H67ZM81 158V157H80ZM83 158V157H82ZM137 158V157H136ZM148 158V157H146ZM151 158V157H150ZM192 159V157H190ZM202 158V157H200ZM220 158V159H219ZM228 158V157H227ZM254 158V157H253ZM96 159V158H95ZM133 159V158H131ZM140 159V158H138ZM186 159H187V156H186ZM185 160H181V163L180 165L178 166V174L181 176V179H185L188 177V173H189V162L191 161H186ZM206 158H204L203 160H205ZM124 161V159H122ZM126 160V159H125ZM128 160H130V158L128 157ZM126 160V161H128ZM147 160V159H146ZM166 160V159H165ZM135 161V160H134ZM141 161V160H140ZM149 161V160H147ZM207 161V160H206ZM228 161V160H227ZM58 162V161H57ZM61 162V161H59ZM64 162V161H63ZM62 162V163H63ZM67 162V161H65ZM81 162V161H80ZM83 162V161H82ZM81 162V163H82ZM160 162V161H159ZM197 162V161H196ZM230 162V161H229ZM232 162V161H231ZM77 163V162H76ZM87 163V162H86ZM105 163V162H104ZM107 163V162H106ZM124 163V162H123ZM128 163V162H127ZM138 163V162H137ZM156 163V162H155ZM154 163V164H155ZM55 164V163H54ZM57 164V163H56ZM55 164V165H56ZM109 164V163H108ZM53 165V166H55ZM106 165V164H105ZM122 165V164H121ZM124 165V164H123ZM128 165H131L130 167H132V164H129ZM127 165V166H128ZM150 167L151 165L148 164ZM158 165H161V164H158ZM157 165V166H158ZM163 165V164H162ZM193 165V164H191ZM196 165V164H195ZM80 166V165H79ZM112 166V165H111ZM120 166V165H119ZM126 166V167H127ZM157 166H153V167H157ZM168 166V165H167ZM205 166H209V165H205ZM210 168L209 169H212L213 165L210 164ZM230 166V164H229ZM240 166V165H238ZM0 167L1 166V163H0ZM8 167V168H7ZM27 167V169H26ZM60 167V166H59ZM74 167V166H73ZM88 167V165H87ZM125 167V168H126ZM148 167V166H147ZM194 167V166H192ZM224 167V166H223ZM47 168V169H48ZM53 168V167H52ZM51 168V169H52ZM72 168V167H71ZM82 168V167H81ZM101 168V166H100ZM111 169V167H109ZM144 168V167H143ZM204 168V166H203ZM231 168V167H230ZM1 169V168H0ZM50 169V171H51ZM59 169V168H58ZM57 169V170H58ZM98 169V168H97ZM122 169V168H121ZM135 169V168H133ZM154 169V168H153ZM159 169V168H157ZM195 169V168H194ZM232 169H235V168H232ZM231 169V172L234 173L235 171L233 170L232 171ZM14 170V171H13ZM31 170H33V167L31 168ZM55 170V169H54ZM69 170V169H68ZM67 170V171H68ZM71 170V169H70ZM69 170V171H70ZM73 170V168H72ZM77 170V169H76ZM75 170V171H76ZM88 170V169H87ZM91 170V169H90ZM115 170V169H114ZM132 170V169H131ZM155 170V169H154ZM214 170V169H213ZM49 171V172H50ZM108 171V170H107ZM111 171V170H110ZM122 171V170H121ZM138 171V170H137ZM143 171V170H142ZM167 172H169L168 170H165ZM205 171V170H204ZM210 171L209 170V174H210ZM239 171V170H238ZM26 172V173H25ZM56 172V170H55ZM72 172V171H71ZM77 172V171H76ZM84 172V170H83ZM89 173V171H87ZM86 172V173H87ZM109 172V171H108ZM159 172V170H158ZM171 172V171H170ZM177 172V171H176ZM202 172V171H201ZM229 172H230V169H229ZM230 172V173H231ZM241 172V171H240ZM245 172V171H244ZM25 173V174H24ZM30 173V172H29ZM40 173V172H39ZM53 173V172H52ZM67 173V172H66ZM81 173H82V170H81ZM107 173V172H106ZM111 173V172H109ZM108 173V174H109ZM118 173V170L116 172V174ZM122 173V172H121ZM150 173V172H149ZM155 173V172H154ZM231 173V174H232ZM0 174H1V171H0ZM32 176L33 178L35 177L36 178V181L38 179L37 182L38 183V190H36L35 192H33V190L29 191L31 189V185L30 187H26L25 184H27L26 180L25 181V190L27 188H30L28 189L27 191H29V195H27V203H25V212L23 214H26L29 213L30 211H34V209H39L41 208L42 205H45V203L47 201H50L48 198H49V193H52V192H56V194H60L62 192H64V190H66L67 187H70V186H73V196H76L79 192H82L80 191V188H79V182L77 180V183H75L74 181L71 182V184L65 180V174L63 172L59 173L58 175L54 176L53 178V181L51 180H46L45 179H42L41 177H39V174H35L33 171H32ZM103 176H104V172L102 173ZM135 174V173H134ZM145 174V173H144ZM153 174V173H152ZM160 174V173H159ZM172 172L170 173V176H171ZM175 176H176V173L174 172ZM257 174V173H256ZM2 175V176H3ZM28 175V176H27ZM67 175V174H66ZM77 175V174H76ZM79 175V173H78ZM77 175V176H78ZM83 175V174H82ZM86 175V174H84ZM83 175V177H84ZM106 175V174H105ZM121 175V174H120ZM137 175V174H136ZM143 175V174H142ZM141 175V176H142ZM162 175H163V172H162ZM161 175V176H162ZM166 175V173H165ZM168 175V174H167ZM166 175V176H167ZM41 176V175H40ZM74 176V174H73ZM81 176V175H80ZM92 176V175H91ZM89 176V177H91ZM100 176V174H99ZM132 176V175H130ZM138 176V175H137ZM136 176V178H137ZM140 176V175H139ZM146 175H144V178H148L147 176L145 177ZM157 176V175H155ZM160 176V175H159ZM160 176V177H161ZM170 176L168 175L167 178H170ZM191 176H193L192 172H191ZM190 176V177H191ZM202 176V175H201ZM205 176V175H204ZM228 176V175H227ZM13 177V178H14ZM18 177V176H17ZM47 177V176H46ZM102 178V176H100ZM121 177V176H120ZM128 177V176H127ZM159 177V178H160ZM165 177V176H164ZM213 175L211 176V179H212ZM11 178V177H10ZM12 178V179H13ZM40 178V179H39ZM74 178V177H73ZM78 178V177H77ZM86 178V177H85ZM88 178V177H87ZM99 178V177H98ZM135 178V177H134ZM143 178V179H144ZM150 178V177H149ZM165 178V179H167ZM193 178V177H191ZM204 178V177H203ZM201 177V179H203ZM210 178V177H209ZM239 178V177H237ZM6 179V178H5ZM13 179V180H15ZM50 179V178H49ZM92 179V178H91ZM152 179V178H151ZM163 179V178H162ZM194 181H195V178H193ZM197 179V178H196ZM205 179V178H204ZM243 179V178H242ZM11 180V179H10ZM12 180V181H13ZM99 180V179H98ZM97 180V181H98ZM136 180V179H135ZM134 180V181H135ZM150 180V179H148ZM169 180V179H168ZM173 180V178H172ZM181 180V181H182ZM186 180V179H185ZM208 180V179H207ZM233 180V179H232ZM231 180V182H232ZM9 181V180H8ZM17 181V180H15ZM30 181H33L29 179V183ZM35 181V183H36ZM121 181V180H120ZM140 181V180H139ZM152 182V180H150ZM148 181V182H150ZM167 181V180H166ZM171 180H169L170 182ZM193 181V180H192ZM218 181V180H217ZM19 182V178H18V181L14 183V185L16 183ZM118 182V180H117ZM124 182V181H123ZM130 182V181H129ZM133 182V181H132ZM131 182V183H132ZM144 182L145 179H144ZM167 181V183H169ZM251 182V181H250ZM1 183V182H0ZM2 183H4V181H2ZM1 183V184H2ZM23 183V182H21ZM19 183L20 185H23ZM28 183V184H29ZM70 186H69V184ZM85 183V182H84ZM84 183H82L83 185H85ZM109 175H107L106 177V180H105V183L104 184V188L106 191L109 190V188H107V186L109 185ZM125 183V182H124ZM193 183V182H192ZM234 183V182H233ZM237 183V182H236ZM241 183V182H240ZM239 183V184H240ZM0 184V186H1ZM12 184V183H11ZM18 184V185H19ZM27 184V185H28ZM96 184V183H95ZM114 184V183H113ZM126 184V183H125ZM164 184V182H163ZM162 184V186H163ZM194 184V183H193ZM196 184V183H195ZM204 184V183H202ZM206 184V183H205ZM204 184V185H205ZM13 185V184H12ZM13 185V186H14ZM19 185V188H22L20 187ZM33 185V184H32ZM37 185V184H36ZM139 185V184H138ZM147 185V184H146ZM172 185V184H171ZM174 185V184H173ZM180 185V184H179ZM178 185V186H179ZM208 185V184H207ZM206 185V186H207ZM216 185V184H215ZM232 185V183H231ZM252 185V184H251ZM260 185V184H259ZM115 187V185H113ZM124 186V185H123ZM122 185L120 187H123ZM132 186V185H131ZM134 186V185H133ZM149 186V185H148ZM147 186V187H148ZM234 186L235 183H234ZM237 186H239L237 184ZM237 186H236V190H237ZM7 187V186H6ZM5 187V188H6ZM15 187V186H14ZM34 187V186H33ZM41 187V188H40ZM86 187V186H85ZM88 187V186H87ZM92 187V186H91ZM110 187V186H109ZM135 187L139 188V186L135 185ZM142 187H145V186H142ZM146 187V188H147ZM171 187V186H170ZM10 188V187H9ZM12 190L11 191H14L15 189H13V187H11ZM10 188V189H11ZM96 188V187H95ZM101 188V187H100ZM167 187H165L166 189ZM233 188V187H232ZM241 188V187H240ZM2 189V188H1ZM0 189V204H2L4 202L3 199V193H2V190ZM14 191L13 193H16L17 190ZM24 188H22L21 190H23ZM103 189V188H102ZM132 189V188H131ZM140 189V188H139ZM160 188H158L159 190ZM8 190V189H7ZM88 190V189H86ZM91 190V189H89ZM104 190V189H103ZM122 190V188H121ZM124 190V188H123ZM138 190V189H137ZM149 190V189H148ZM147 190V191H148ZM171 190V189H170ZM235 190V191H236ZM240 190V189H239ZM72 191V192H73ZM167 191V190H166ZM179 191V190H178ZM91 192V191H90ZM102 192V190H101ZM171 192V191H170ZM240 192V191H239ZM22 192H18V194H16L17 196L20 195ZM65 193V192H64ZM64 193H63V197H64ZM83 193V192H82ZM108 194H106L107 196L111 193H109V191L107 192ZM135 193V191L133 192V194ZM238 193V192H237ZM54 194V193H53ZM51 194V195H53ZM72 193L70 194H67V195H71ZM105 194V193H104ZM146 194V191L145 193ZM228 194V193H227ZM23 196V194H21ZM62 195V194H61ZM63 198H58L55 199V200H58L56 202H58V205H59V202H60V205L62 204V202L64 203L67 198L66 196ZM106 195H102V197H105ZM156 195V194H155ZM198 195V194H197ZM220 195V194H219ZM218 195V196H219ZM8 196V195H7ZM82 196V195H81ZM110 196V195H109ZM143 196V195H142ZM20 197V196H18ZM138 197V195H137ZM136 197V198H137ZM145 198V196H143ZM142 197V199H143ZM156 197V196H155ZM175 197V196H174ZM199 197V196H198ZM216 197V196H215ZM234 197V196H233ZM26 198V197H25ZM66 198V199H65ZM74 198V197H73ZM107 198V197H106ZM163 198V197H162ZM200 198V197H199ZM220 198V197H219ZM60 199H63L60 200ZM78 199V198H77ZM94 199V198H93ZM92 199V200H93ZM111 199V198H110ZM114 199V198H113ZM112 199V200H113ZM117 199V198H115ZM115 199L113 202L111 203H114L115 202ZM133 199V198H132ZM164 199V198H163ZM162 199V200H163ZM232 199V198H231ZM16 200V199H15ZM54 200V201H55ZM71 200V199H70ZM91 200V201H92ZM99 200V199H98ZM155 200V199H153ZM168 200V199H167ZM200 200V199H199ZM225 200V199H224ZM3 201V202H2ZM25 201V200H23ZM62 201V202H61ZM77 201V200H76ZM91 201L90 204H91ZM102 201V200H101ZM100 200L98 202H101ZM144 201V200H143ZM146 201V200H145ZM70 202V201H69ZM80 202V201H79ZM78 202V203H79ZM87 201V204L89 203ZM97 202V201H96ZM108 202V203H109ZM132 202V201H131ZM138 202V201H137ZM150 202V201H149ZM147 202L146 205L149 203ZM163 202V201H162ZM182 202V201H181ZM199 202V201H198ZM66 203V202H65ZM135 203V202H134ZM133 203V205H134ZM153 203V202H152ZM151 203V204H152ZM259 203V202H258ZM7 204V203H6ZM73 204H74V201H73ZM77 204V203H76ZM89 204V205H90ZM95 204V203H94ZM98 204V203H97ZM130 204V203H129ZM128 204V205H129ZM136 204V203H135ZM165 204V203H164ZM224 204V203H223ZM46 205H48V203H46ZM45 205V206H46ZM57 205V204H56ZM57 205V206H58ZM72 206V204H70ZM104 205H107V207L109 206V204H104ZM159 209L161 211V201L159 199V201H157V206H159ZM196 205V204H195ZM2 206V205H0ZM18 206V205H17ZM20 206V205H19ZM24 206V205H23ZM57 206H54V207H57ZM111 206V205H110ZM137 206V205H136ZM151 206H154V205H151ZM224 206V205H223ZM7 208H5L4 211H2L3 213L0 212V229L1 227H3V224L5 223L6 219H10L11 215H13V212L16 208V204L15 202H11L9 204V206H6ZM50 208V206H48ZM60 207V206H59ZM104 208V206H102ZM130 207V206H129ZM128 207V208H129ZM143 207H146L145 205ZM185 207V206H184ZM227 206H225L226 208ZM43 208V213H44V221L41 222V227H43L42 224L44 225H48L46 223H49L51 222V220H55V218L57 217L58 214L60 215H65V208L62 207L61 205V208H64V209H61V211H57L58 214L56 215V217L52 216V215H55L56 213H49L48 211H46V207H42ZM58 208V207H57ZM57 208L55 209V211L57 210ZM112 208V207H111ZM127 208V207H126ZM152 208V207H151ZM150 208V209H151ZM166 208V207H165ZM218 208V207H217ZM224 208V207H223ZM20 209V208H19ZM68 209V208H67ZM66 209V210H67ZM95 209V208H94ZM92 209V210H94ZM115 209V208H114ZM134 209V207H133ZM143 209V208H142ZM189 209V208H188ZM52 210V209H51ZM50 210V211H51ZM81 210V209H80ZM102 210V209H101ZM104 210H106V206L104 208ZM132 210V209H131ZM146 210H147V207H146ZM158 210V209H157ZM194 210V209H192ZM207 210V209H206ZM230 210V209H229ZM19 211V210H18ZM21 211V210H20ZM24 211V210H23ZM36 211V210H35ZM46 211V212H45ZM76 211V210H75ZM86 211V209H85ZM117 211V210H116ZM138 211H140L138 209ZM197 211V210H196ZM218 211V210H217ZM262 211V210H261ZM88 212V211H86ZM91 212V211H89ZM147 212V211H146ZM208 212H209V209H208ZM211 212V211H210ZM209 212V213H210ZM74 213V212H73ZM83 213V211H82ZM102 213V212H101ZM103 213H105L103 211ZM106 213H108L106 211ZM105 213V214H106ZM124 213V212H123ZM137 213V212H136ZM139 213V212H138ZM184 213V212H183ZM208 213V214H209ZM67 214V213H66ZM72 214V213H71ZM77 214V213H76ZM84 214V213H83ZM113 214V213H112ZM121 214V213H120ZM133 214V213H132ZM155 214V213H154ZM162 214V213H161ZM201 214V213H200ZM20 215V214H19ZM31 215V214H30ZM34 215V214H33ZM43 215V214H42ZM75 215V214H74ZM86 215V214H85ZM89 215V214H87ZM100 215V214H99ZM116 215V214H115ZM118 215V214H117ZM116 215V216H117ZM136 215V214H135ZM163 215V214H162ZM180 215V214H179ZM231 215V214H230ZM237 215V214H236ZM17 216V215H16ZM22 216V215H21ZM29 216V215H28ZM27 216V217H28ZM38 216V215H36ZM103 216V214H102ZM134 216V215H133ZM143 216H145L143 214ZM154 216V215H153ZM160 216V215H159ZM171 216V215H170ZM169 216V217H170ZM184 216V215H183ZM181 216V217H183ZM213 216V215H212ZM13 217V216H12ZM31 217V216H30ZM35 217V216H34ZM68 217V216H67ZM65 217V219L67 218ZM73 217V216H72ZM106 217V216H105ZM110 217V216H109ZM132 217V216H131ZM158 217V216H157ZM161 217V216H160ZM159 217V218H160ZM163 217V216H162ZM167 217V216H166ZM166 217L164 216L163 220L165 221L166 220ZM18 218V217H17ZM16 218V219H17ZM69 218V217H68ZM67 218V219H68ZM79 218V217H78ZM81 218V217H80ZM86 218V217H84ZM92 218V217H91ZM118 218V217H117ZM129 219V217H126ZM136 218V217H135ZM152 218V216H151ZM156 218V217H154ZM153 218V219H154ZM174 218V216H173ZM208 218V217H206ZM214 218V217H213ZM20 219V218H19ZM31 219V218H30ZM28 219V221L30 220ZM37 219V218H36ZM35 219V220H36ZM66 219V220H67ZM83 219V218H81ZM80 219V221H81ZM13 220V219H12ZM34 220V221H35ZM63 220V219H62ZM60 221L63 223V221ZM85 220V219H84ZM83 220V222H85ZM91 220V219H90ZM95 220V218H94ZM100 220V219H99ZM98 220V221H99ZM133 220V219H132ZM160 220V219H157V221ZM162 220V218H161ZM162 220V221H163ZM219 220V219H218ZM8 221V220H7ZM14 221V220H13ZM16 221V220H15ZM19 221V220H18ZM23 221V220H21ZM31 221V220H30ZM33 221V222H34ZM68 221H71L70 223H73L72 220H68ZM97 221V223H98ZM123 223H125L126 221L125 220H121ZM152 220L150 219L149 220V224H151ZM156 220H153V222H155ZM173 220H171L172 222ZM243 221V220H242ZM255 221V220H254ZM56 223V220L54 221ZM67 222V221H66ZM76 222V221H75ZM81 222L82 224H80L81 226L84 225V223ZM88 222V221H87ZM121 222V223H122ZM151 222V223H150ZM217 222V221H216ZM15 223V222H14ZM13 223V224H14ZM17 223V221H16ZM25 223V222H24ZM32 223V221H31ZM58 223V222H57ZM57 223L55 224L57 226ZM136 223V222H135ZM142 222H138V224H141ZM144 223V222H143ZM159 223V222H158ZM161 223H164L166 226L167 224L165 222H161ZM6 224V223H5ZM19 224V222H18ZM21 224V223H20ZM65 224V222H64ZM75 224V223H74ZM89 224V223H88ZM129 224V223H127ZM126 224V225H127ZM133 224H134V221H133ZM137 224V225H138ZM174 224V223H173ZM185 224V223H184ZM200 224V223H199ZM208 224V223H207ZM9 225V224H8ZM35 225V224H34ZM39 225V226H40ZM54 225V224H53ZM52 225V226H53ZM66 225V224H65ZM72 225V224H71ZM69 225V226H71ZM175 225V224H174ZM183 225V224H182ZM13 226V225H12ZM26 226V224H25ZM60 226V225H59ZM77 226V224H76ZM81 226L79 227V229L81 228ZM89 226V225H88ZM87 226V227H88ZM139 226V225H138ZM137 226V227H138ZM144 226V225H143ZM158 227L159 224L157 225ZM172 226V225H171ZM39 227V228H41ZM83 227V226H82ZM120 227H121V224H120ZM124 227V226H123ZM153 227V226H152ZM155 227V226H154ZM163 227V225L161 226ZM170 227V226H168ZM167 227V229H168ZM38 230L39 228L36 227ZM35 228V229H36ZM48 228V226L46 227ZM50 228V227H49ZM77 228V227H76ZM89 228V227H88ZM112 228V227H111ZM116 230V227H114ZM119 227H117L118 229ZM122 228V227H121ZM127 228V226L125 227ZM164 228V227H163ZM204 228V227H203ZM264 228V227H263ZM11 229V228H10ZM9 229V230H10ZM72 229V228H71ZM78 229V230H79ZM87 229V228H86ZM100 229V228H98ZM105 229H108V228H105ZM124 229V228H123ZM145 229V228H144ZM166 230V228H164ZM192 229V228H191ZM238 229V228H237ZM25 230V229H24ZM23 230V231H24ZM48 230V229H47ZM66 230V229H65ZM69 230V229H68ZM94 230V229H92ZM102 230V229H101ZM153 231V234H154V229H152ZM163 230L164 232L162 233H166V231ZM194 230V228H193ZM264 230V229H263ZM4 231V230H3ZM22 231V232H23ZM31 231V229H30ZM49 231V230H48ZM71 231V230H70ZM69 231V232H70ZM73 231V229H72ZM99 231V230H98ZM106 234V230H103ZM121 231V230H120ZM131 231V230H130ZM136 231V230H134ZM162 231V229L160 230ZM18 232V231H17ZM15 232V233H17ZM21 232V233H22ZM53 232V231H52ZM50 232V233H52ZM63 232V231H62ZM65 232V231H64ZM63 232V233H64ZM74 232V231H73ZM84 232V231H83ZM94 232V231H93ZM97 232V230H96ZM95 233V236H96V239L98 241V239L100 237L103 238L102 234L99 233V238H97V234ZM124 232V231H123ZM147 232V231H146ZM26 233V232H25ZM44 233V232H43ZM54 233V232H53ZM52 233V234H53ZM72 233V232H71ZM70 233V235H71ZM78 233V232H77ZM148 233V232H147ZM174 233V232H173ZM202 233V232H201ZM208 233V232H207ZM243 233V232H242ZM32 234V233H31ZM30 234V235H31ZM56 234V233H55ZM61 234V233H60ZM83 234V233H82ZM104 234V233H103ZM117 234V233H116ZM119 234H121L119 232ZM128 234V233H127ZM126 234V235H127ZM151 234V233H150ZM259 234H261V232H259ZM23 235V234H22ZM45 235V233H44ZM51 235V234H50ZM62 235V234H61ZM68 235V233H67ZM75 235V234H74ZM101 235V236H100ZM133 235V234H131ZM143 235V234H142ZM16 238V235H14ZM28 236V235H27ZM54 236V234H53ZM83 236V235H82ZM116 236V235H114ZM141 236V235H140ZM139 236V237H140ZM194 236V235H192ZM203 236V235H202ZM24 237V236H23ZM33 237V236H32ZM49 237V236H48ZM58 237V236H57ZM110 237V235L108 236V238ZM118 237V236H117ZM142 237V236H141ZM140 237V238H141ZM156 238V236H154ZM178 237V236H177ZM8 238V237H7ZM13 238V237H12ZM25 238V237H24ZM31 241V237H28ZM46 238V237H45ZM52 238V237H51ZM56 238V237H55ZM69 238V237H68ZM92 238V237H91ZM95 238V237H93ZM113 238V237H112ZM112 238L110 237V241H112ZM119 238V237H118ZM147 238V237H146ZM169 238V237H168ZM194 238V237H193ZM222 238V237H221ZM243 238H245V236H243ZM247 238V237H246ZM63 239V238H62ZM75 239V238H74ZM128 236H124V241L123 240H119L121 243V245L123 246L124 250H125V254L127 253V255L125 256L126 258L130 255L131 258L133 257L135 260L139 261V262H143V263H146V264H161L162 263V258L159 256V252L161 251V244L159 242H154L151 243L149 246L145 247V249H142L140 247L138 248H135L134 251L132 250V254H130V250L132 249L130 243H128ZM157 239V238H156ZM166 239V238H165ZM163 239V240H165ZM188 239V238H187ZM192 239V237L189 239V241ZM231 239V238H230ZM17 240V239H16ZM20 240V239H19ZM57 240V239H55ZM70 240V239H69ZM79 240V238H78ZM83 240V239H82ZM104 240V239H103ZM145 240V239H144ZM152 240V239H150ZM176 240V239H175ZM247 240V239H246ZM249 240V239H248ZM10 241V240H8ZM28 241V240H27ZM29 241V242H30ZM68 241V240H67ZM105 241V240H104ZM109 241V240H108ZM108 241L106 243H108ZM113 241H118L117 239L113 240ZM135 241H136V238H135ZM147 241V239L145 240V242ZM205 241V240H204ZM216 241V240H215ZM14 242H16L14 240ZM54 237L51 239V242L48 243V244H43L45 245L44 247V250L42 252V250L40 251V253H38V250L36 252V248L38 247L37 245H35V247H32L34 245H31L32 248L29 249L30 251V255L33 256L32 259H30L29 261H27L26 263L27 264H62L60 262V259L59 261L56 259L57 255H56V247H55V243H54ZM72 242V240H71ZM79 242V241H78ZM130 242V241H129ZM133 242H134V239H133ZM132 242V243H133ZM137 242H134L136 243L137 245ZM151 242V241H150ZM169 242V241H168ZM175 242V241H174ZM11 243V241H10ZM25 243V241L23 242ZM32 243V242H31ZM34 244L37 243V242H33ZM66 243V242H64ZM115 244V242H111V244ZM142 243V242H141ZM140 243V244H141ZM149 243V242H148ZM166 243V242H165ZM186 243V242H185ZM190 243V242H188ZM195 243V242H194ZM26 244V243H25ZM25 244H21L20 247H22V251H23V248L28 246H24ZM62 244H63V241H62ZM67 244V243H66ZM73 244V243H72ZM111 244H108L111 245ZM118 244V243H116ZM139 244V243H138ZM232 244V242H231ZM230 244V245H231ZM17 245L19 246V244L17 243ZM24 247H23V246ZM30 245V244H29ZM42 245V246H43ZM58 245V244H57ZM68 245V244H67ZM147 245V244H146ZM172 245V244H171ZM183 245V244H182ZM186 246V244H184ZM200 245V244H199ZM5 246V245H4ZM18 246H15V247H18ZM70 246V245H68ZM75 246V245H74ZM73 246V247H74ZM106 244H105V247H106V250L107 252H110V250L108 251V247ZM119 246V244H118ZM11 247V246H10ZM14 247V246H13ZM60 247V246H59ZM85 247V246H84ZM94 247V246H93ZM92 247V248H93ZM102 247V246H101ZM110 247V246H109ZM213 247V246H212ZM90 248V246H89ZM111 250H112V246L110 247ZM122 248V249H123ZM134 248V247H133ZM165 248V246H164ZM175 248V247H174ZM173 248V249H174ZM225 248V247H224ZM1 249V248H0ZM11 249V248H10ZM14 250V248H12ZM11 249V250H12ZM27 249V247H26ZM76 249H78L76 247ZM84 249V248H83ZM88 249V248H87ZM85 248V250H87ZM172 249V250H173ZM190 249V248H188ZM193 248H191L192 250ZM10 250V252H11ZM18 250V249H17ZM20 250V249H19ZM58 251H60L58 248H57ZM75 250V249H73ZM79 250V249H78ZM114 248H113V255L116 254L114 253ZM175 250H177L175 248ZM190 250V251H191ZM1 251V250H0ZM16 251V250H14ZM13 251V252H14ZM25 251V250H24ZM57 251V252H58ZM63 251V250H62ZM178 251V250H177ZM187 251V249H186ZM12 252V253H13ZM24 253V252H22ZM21 253V255H23ZM28 253V252H27ZM59 253V252H58ZM75 253V252H74ZM85 253V252H84ZM7 255V253H4ZM122 254V253H121ZM124 254V253H123ZM175 254V252H174ZM178 254V253H177ZM107 256H112L113 255H110V254H106ZM117 255V254H116ZM120 255V254H119ZM186 255H189V254H186ZM230 255V254H229ZM264 255V254H263ZM5 256V255H4ZM24 256V255H23ZM22 256V257H23ZM29 256V255H28ZM27 256V257H28ZM83 256V255H82ZM98 256V255H97ZM173 256V254H172ZM176 256V255H175ZM10 257L12 258V256L10 255ZM9 257V259H11ZM16 257V256H15ZM21 257V258H22ZM30 257V256H29ZM91 257V256H90ZM95 257V256H94ZM177 257V256H176ZM228 257V256H227ZM2 258V257H1ZM0 258V259H1ZM5 258V257H4ZM1 259L3 260L2 262H0V264H17V263H12V262H8V261H5V259ZM18 258V257H17ZM31 258V257H30ZM109 258V257H108ZM125 258V259H126ZM229 258V257H228ZM13 259V258H12ZM20 259V257H19ZM17 259V262L18 260ZM28 259V258H26ZM77 259V258H76ZM79 259V258H78ZM77 259V260H78ZM109 259H113L114 261V257L113 258H109ZM119 259V258H118ZM176 259V258H175ZM188 259V258H187ZM194 259V258H193ZM23 260V259H22ZM21 260V261H22ZM83 260V258H82ZM88 262H89V259H87ZM86 260V261H87ZM96 260V258H95ZM99 260V259H98ZM105 260V259H104ZM116 260H117V256H116ZM115 260V262H116ZM132 260V259H131ZM189 260V259H188ZM191 260V259H190ZM204 260V259H203ZM16 261V260H15ZM24 261V260H23ZM79 261V260H78ZM77 261V262H78ZM85 261V260H83ZM82 261V263H83ZM113 261H112V264H113ZM124 260H122L123 262ZM173 261V260H171ZM175 261V260H174ZM173 261V262H174ZM249 261V259H248ZM76 262V263H77ZM130 262H133V261H130ZM138 262V263H139ZM189 262V261H188ZM75 263V260L74 262ZM72 263V264H73ZM79 263V262H78ZM81 263V264H82ZM120 263V262H119ZM118 263V264H119ZM124 263V262H123ZM122 263V264H123ZM126 263V262H125ZM124 263V264H125ZM135 263V262H134ZM176 263V262H175ZM85 264V262L83 263ZM106 264V262H105ZM117 264V263H115ZM128 264V263H127ZM191 264V263H190ZM242 264V262H241Z\"/></svg>","mask_w":264,"mask_h":264},{"label":"crops","instance_id":"obj_3","mask_svg":"<svg viewBox=\"0 0 264 264\" xmlns=\"http://www.w3.org/2000/svg\"><path fill=\"white\" fill-rule=\"evenodd\" d=\"M185 55L187 56L188 52L185 51ZM197 57V56H196ZM194 58V59H191V58H188L186 57V59H182V61L180 60L179 62L178 61H175L177 63L175 64H178V63H181L180 64V67L179 68H176L177 71H175L176 73V76H178L180 73V75L178 76L179 77H185L188 79V77H192L194 79V81L197 82V84H200L202 83L200 79V77H205L207 73H209V66L210 64H208V60L204 59V61L202 60V63L201 64V59L199 60V57L197 58ZM167 59H160L159 58V63L161 64H165V62H168L166 61ZM197 60V61H196ZM191 64H190V63ZM200 64V66H199ZM185 65V66H184ZM203 65V66H202ZM166 71L168 73V75L170 74H174V72L171 73V70L166 67ZM175 69V70H176ZM192 69V71H191ZM184 70V71H183ZM174 71V70H173ZM188 72H190L188 74ZM196 73V74H195ZM199 74V77H197ZM183 75V76H182ZM196 78V79H195ZM207 78V77H206ZM210 78V76L208 77ZM116 91V89H115ZM111 94L113 95V92H111ZM117 94L115 93V96ZM116 107V106H115ZM143 110V109H142ZM120 123L119 126H120V130L123 132L122 134H116V127H118V118L116 119H111V124L110 123V130H109V134L107 135H104V137L99 140V142H102L104 141L105 144H94V145H85L83 146L82 148H79L77 150H68L70 151V153L72 155H69L70 157V160L63 163V169H62V172L65 174V180H67L68 182H73L74 181L75 183H77V180L78 182L80 183H77L79 184V188H80V191L82 192H79L76 196L71 197V195H67L69 194V187L66 188L65 190V195L67 200L65 201V214H71L73 215V217L76 219V222L74 223H70V221L68 220H65V229H64V233L63 232H59L57 234L58 236V245L62 246V248L64 249L65 251V264H72L75 260V263L73 264H81L83 260V263L85 262V264H100V255L102 253V240H100V238L96 239V236L94 235V232L96 231V225H97V221L99 219H97L95 216H93V214L97 213L99 210L102 211L103 210V207L104 204L108 203L109 201H111L113 198H117L115 199V202L114 203H111V206H110V210H111V214L113 215V218H111L109 220V216L105 213H103V216L100 218V219H106L108 222L109 221H115V222H121L122 219H127L129 222V224H127V228H125L126 226H121V233L124 231L127 235L126 237L128 236V243H130L132 249L130 250V254H132V250L134 251L135 248H142V249H145V247L149 246L151 243L154 242H159L154 236L155 234H150L152 232H150L148 229H147V225L145 223H147L150 219H151V216H153L154 214V211L156 209V206H157V201H159L160 199V193H161V186H160V183L159 181H155L153 182L152 184L150 182H147L146 179L144 182V179L142 178L141 176V173H142V170H143V167L144 169L145 168H148L149 169V165L150 163H155L153 166H157L158 164H161V165H158L157 167H153L155 170L157 168V170H160V168L163 166V159L169 155L168 152H170L171 154H173L171 151H167V150H161V149H155V145H154V142L153 141H150L151 139L149 138V136L147 134L144 133V131H146L147 129L140 125L142 132H138L140 133L138 136H137V132L136 134L132 131V129H135V126L132 122L131 124V120L129 119H120ZM124 124V125H123ZM115 125V126H114ZM129 128V129H128ZM132 128V129H131ZM134 131V130H133ZM113 133V134H112ZM130 135H129V134ZM127 134V136H126ZM134 134V136L132 135ZM144 137H143V136ZM146 136V138H145ZM121 137V138H120ZM129 137H131L129 139ZM138 137V138H137ZM68 138V137H67ZM79 139H81V137H79ZM120 139V140H119ZM135 139V140H134ZM137 139V140H136ZM148 139V140H146ZM67 142H69V138L68 139H65ZM110 140V141H109ZM144 140V141H143ZM65 141V142H66ZM118 141V142H117ZM140 141V142H139ZM66 142V143H67ZM143 142V143H142ZM150 142V143H148ZM153 142V143H152ZM107 143V144H106ZM110 143V144H109ZM140 143V144H139ZM133 144V145H132ZM151 144V145H150ZM69 145V144H68ZM113 145L111 148L108 147V146H111ZM118 145V146H117ZM139 145L143 150L141 151V149H137L136 146ZM67 146V145H66ZM69 147V146H68ZM101 147V148H100ZM150 147V148H149ZM99 148V149H98ZM106 148V149H105ZM117 148V149H116ZM152 148V149H151ZM108 149H109V153H108ZM111 149V150H110ZM155 149V151H154ZM86 150V151H85ZM90 150V151H89ZM107 150V151H106ZM62 150H60L61 152ZM94 151V152H93ZM146 151V152H145ZM161 151V152H160ZM92 152V153H91ZM158 152V153H157ZM63 153V152H62ZM69 153V154H70ZM74 153V154H73ZM80 153V154H79ZM84 153V154H83ZM94 153V154H93ZM124 153V154H122ZM140 153V154H139ZM145 154V157H144V154ZM163 153V154H162ZM117 154V155H116ZM83 155V156H82ZM93 155V156H91ZM116 155V156H115ZM123 155V156H122ZM128 155V156H127ZM130 155V156H129ZM138 155V156H137ZM143 157H142V156ZM163 155V156H162ZM78 156V157H77ZM81 158H80V157ZM106 156V157H105ZM121 156H122V159H124V161L121 159ZM155 156V157H154ZM176 156V154H173V157ZM178 156H181L178 154ZM83 157V158H82ZM128 157L130 158V160H128ZM137 157V158H136ZM148 157V158H146ZM151 157V158H150ZM96 158V159H95ZM133 158V159H131ZM140 158V159H138ZM98 159H107L105 160L104 162L101 160L99 161ZM128 161H126V160ZM149 161H147V160ZM135 160V161H134ZM141 160V161H140ZM82 163H81V162ZM160 161V162H159ZM77 162V163H76ZM87 162V163H86ZM124 162V163H123ZM129 164H132V167H130L131 165H128ZM138 162V163H137ZM109 163V164H108ZM108 165L109 167H111V171L109 170V185L107 186V188H109V194L108 196L106 194H108L107 192L104 194L101 192L102 188H103V182H104V179L101 178V171L103 168L106 167V165ZM122 164V165H121ZM124 164V165H123ZM80 165V166H79ZM88 165V167H87ZM112 165V166H111ZM120 165V166H119ZM128 165V166H127ZM74 166V167H73ZM101 166V168H100ZM127 166V167H126ZM148 166V167H147ZM73 170H72V168ZM82 167V168H81ZM126 167V168H125ZM87 168L90 170H95L96 171V176L95 177H89L88 176V173L87 172ZM98 168V169H97ZM122 168V169H121ZM135 168V169H133ZM70 171H69V170ZM77 169V170H76ZM115 169V170H114ZM132 169V170H131ZM68 170V171H67ZM77 172H76V171ZM81 170H82V173H81ZM84 170V172H83ZM90 170V171H91ZM118 170V173L116 174ZM122 170V171H121ZM138 170V171H137ZM72 171V172H71ZM67 172V173H66ZM122 172V173H121ZM79 173V175H78ZM135 173V174H134ZM67 174V175H66ZM74 174V176H73ZM78 176H77V175ZM84 177H83V175ZM100 174V176H99ZM121 174V175H120ZM140 175L138 176L137 178H135L136 180L133 181L131 180L132 178L135 177V175ZM81 175V176H80ZM132 175V176H130ZM121 176V177H120ZM128 176V177H127ZM74 177V178H73ZM78 177V178H77ZM86 177V178H85ZM88 177V178H87ZM99 177V178H98ZM92 178V179H91ZM99 179V180H98ZM98 180V181H97ZM118 180V182H117ZM121 180V181H120ZM140 180V181H139ZM126 183H124V182ZM130 181V182H129ZM133 181V182H132ZM86 184H85V183ZM132 182V183H131ZM82 183H84L85 185H83ZM96 183V184H95ZM114 183V184H113ZM139 184V185H138ZM147 184V185H146ZM115 185V187L113 186ZM123 186V187H120V186ZM132 185V186H131ZM134 185V186H133ZM135 185L139 186V188L135 187ZM149 185V186H148ZM86 186V187H85ZM88 186V187H87ZM92 186V187H91ZM110 186V187H109ZM142 186H145V187H142ZM148 186V187H147ZM96 187V188H95ZM101 187V188H100ZM147 187V188H146ZM122 188V190H121ZM124 188V190H123ZM132 188V189H131ZM158 188H160L158 190ZM88 189V190H86ZM91 189V190H89ZM138 189V190H137ZM149 189V190H148ZM148 190V191H147ZM91 191V192H90ZM135 191V193L133 194V192ZM146 191V194H144ZM156 194V195H155ZM82 195V196H81ZM102 195H106L105 197H102ZM138 195V197H137ZM145 196V198L143 196ZM156 196V197H155ZM107 197V198H106ZM137 197V198H136ZM143 197V199H142ZM65 198V199H66ZM78 198V199H77ZM94 198V199H93ZM111 198V199H110ZM133 198V199H132ZM71 199V200H70ZM93 199V200H92ZM101 202H98L99 200ZM114 199L111 201L113 202ZM155 199V200H153ZM77 200V201H76ZM92 200V201H91ZM144 200V201H143ZM146 200V201H145ZM70 201V202H69ZM73 201H74V204H73ZM80 201V202H79ZM87 201H91V204L90 202L87 204ZM97 201V202H96ZM132 201V202H131ZM138 201V202H137ZM150 201V202H149ZM79 202V203H78ZM136 204H135V203ZM149 202L147 205L146 203ZM153 202V203H152ZM77 203V204H76ZM95 203V204H94ZM98 203V204H97ZM130 203V204H129ZM134 203V205H133ZM152 203V204H151ZM72 204V206L70 205ZM90 204V205H89ZM129 204V205H128ZM20 205V209L19 211H17V213L15 214V219L14 221H9V222H12V223H8L7 219L5 221V223L3 224V227H1L0 229V245H5L6 246V243H7V237H9L10 233L13 232L17 237H20L21 239L16 241L15 243V246H18L17 243L19 244V248L22 249L21 244H25L24 246L27 247H24L23 245V252H25L29 257V259H32V256L30 255V251L29 249L32 248V247H35L36 243L34 244L33 242H36L34 239H36V235L33 233V222L31 223V221L28 219H25V215L26 214H23L25 211H23L22 209V203L19 204ZM137 205V206H136ZM146 206L147 207V210H146V207H143V206ZM151 205H154V206H151ZM130 206V207H129ZM112 207V208H111ZM127 207V208H126ZM129 207V208H128ZM134 207V209H133ZM152 207V208H151ZM68 208V209H67ZM95 208V209H94ZM115 208V209H114ZM143 208V209H142ZM151 208V209H150ZM67 209V210H66ZM81 209V210H80ZM88 211L86 212L85 211ZM94 209V210H92ZM102 209V210H101ZM132 209V210H131ZM138 209L140 211H138ZM21 210V211H20ZM25 210V209H24ZM76 210V211H75ZM117 210V211H116ZM83 211V213H82ZM91 211V212H89ZM147 211V212H146ZM74 212V213H73ZM124 212V213H123ZM137 212V213H136ZM139 212V213H138ZM77 213V214H76ZM121 213V214H120ZM133 213V214H132ZM20 214V215H19ZM75 214V215H74ZM86 214V215H85ZM89 214V215H87ZM117 216H116V215ZM136 214V215H135ZM143 214L145 216H143ZM17 215V216H16ZM22 215V216H21ZM37 214H34L33 216V219H36V217L38 218V216H36ZM134 215V216H133ZM106 216V217H105ZM132 216V217H131ZM18 217V218H17ZM41 217V215H40ZM79 217V218H78ZM83 219H81V218ZM86 217V218H84ZM92 217V218H91ZM118 217V218H117ZM126 217H129L126 218ZM136 217V218H135ZM17 218V219H16ZM20 218V219H19ZM95 218V220H94ZM81 219V221H80ZM86 221H85V220ZM91 219V220H90ZM133 219V220H132ZM17 223H16V221ZM19 220V221H18ZM23 220V221H21ZM83 220L85 222H83ZM67 221V222H66ZM88 221V222H87ZM133 221H134V224H133ZM15 222V223H14ZM19 222V224H18ZM25 222V223H24ZM80 222H83L85 224V226L87 227V229L82 232L80 229H79V223ZM99 222V221H98ZM136 222V223H135ZM137 222H144L143 225H140L138 224L137 225ZM14 223V224H13ZM21 223V224H20ZM89 223V224H88ZM9 224V225H8ZM26 224V226H25ZM72 224V225H71ZM77 224V226H76ZM13 225V226H12ZM71 225V226H69ZM138 226V227H137ZM146 226V227H145ZM77 227V228H76ZM11 228V229H10ZM23 228L25 229H31V232L32 234H27V230H24ZM73 231H72V229ZM124 228V229H123ZM145 228V229H144ZM10 229V230H9ZM69 229V230H68ZM79 229V230H78ZM94 229V230H92ZM4 230V231H3ZM24 230V231H23ZM71 230V231H70ZM131 230V231H130ZM136 230V231H134ZM18 231V232H17ZM23 231V232H22ZM70 231V232H69ZM94 231V232H93ZM148 233H147V232ZM17 232V233H15ZM22 232V233H21ZM26 232V233H25ZM72 232V233H71ZM78 232V233H77ZM62 235H61V234ZM68 233V235H67ZM71 233V235H70ZM83 233V234H82ZM23 234V235H22ZM75 234V235H74ZM133 234V235H131ZM143 234V235H142ZM28 235V236H27ZM83 235V236H82ZM142 237H141V236ZM27 239L28 237H31V241L28 242V241H25L24 237ZM33 236V237H32ZM141 238H140V237ZM69 237V238H68ZM92 237V238H91ZM95 237V238H93ZM147 237V238H146ZM23 238V239H22ZM63 238V239H62ZM75 238V239H74ZM79 238V240H78ZM135 238H136V241L137 242V245L135 241ZM70 239V240H69ZM83 239V240H82ZM133 239H134V242H133ZM147 239V241L145 242V240ZM152 239V240H150ZM68 240V241H67ZM72 240V242H71ZM25 241V243H23ZM62 241H63V244H62ZM79 241V242H78ZM130 241V242H129ZM151 241V242H150ZM32 242V243H31ZM66 242V243H64ZM133 242V243H132ZM142 242V243H141ZM149 242V243H148ZM73 243V244H72ZM139 243V244H138ZM141 243V244H140ZM30 244V245H29ZM147 244V245H146ZM31 245H34L31 247ZM75 245V246H74ZM74 246V247H73ZM85 246V247H84ZM90 246V248H89ZM94 246V247H93ZM17 247V248H18ZM29 247V249H28ZM76 247L79 249H76ZM93 247V248H92ZM16 248V247H15ZM84 248V249H83ZM85 248L87 250H85ZM75 249V250H73ZM28 252V253H27ZM75 252V253H74ZM85 252V253H84ZM83 255V256H82ZM98 255V256H97ZM91 256V257H90ZM95 256V257H94ZM27 258V257H26ZM79 260H77V259ZM83 258V260H82ZM96 258V260H95ZM17 259L19 258H16L14 261V263H17V264H20L22 263V259H19L18 262H17ZM89 259V262L88 260ZM99 259V260H98ZM87 260V261H86ZM79 263H78V262ZM77 262V263H76ZM82 263V264H83Z\"/></svg>","mask_w":264,"mask_h":264}]
</instances>
